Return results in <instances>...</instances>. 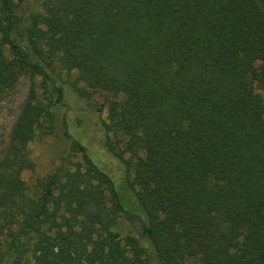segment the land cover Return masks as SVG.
<instances>
[{"label": "trees", "instance_id": "1", "mask_svg": "<svg viewBox=\"0 0 264 264\" xmlns=\"http://www.w3.org/2000/svg\"><path fill=\"white\" fill-rule=\"evenodd\" d=\"M38 1L22 20L0 0V98L39 78L0 160V264H264V0ZM62 71L79 96H113L96 107L135 171L138 235L78 139L84 164L36 190L23 178L65 103Z\"/></svg>", "mask_w": 264, "mask_h": 264}, {"label": "rangeland", "instance_id": "2", "mask_svg": "<svg viewBox=\"0 0 264 264\" xmlns=\"http://www.w3.org/2000/svg\"><path fill=\"white\" fill-rule=\"evenodd\" d=\"M17 2V13L22 20L31 13L42 10L38 0H17ZM8 51L7 54L10 52ZM76 76V72L62 71V80L66 86L65 103L58 107L56 121L48 133L30 143L28 149L35 167L33 170L24 171L23 178L36 190L41 188L45 178L56 167L63 166L74 169L77 164H84L82 154L72 151V141L74 138L78 139L87 147L88 153L94 161L111 175L128 208L131 209L130 214L124 213L119 218L121 232L138 235L142 212L131 189L135 171L110 150L107 144L108 136H110V141H116V137L107 133L102 122V119L107 117V110L101 116L96 107V104H104L107 108L113 96L107 92H96L90 97L79 96L72 85L77 80ZM38 81L39 78L26 72L12 87L5 89L1 95L0 160L10 145L15 122L29 95L31 86ZM262 94L264 97V91ZM66 130L69 131L72 138L68 136ZM124 156L126 159H130L129 153H125ZM186 262L187 264H199L196 258H188Z\"/></svg>", "mask_w": 264, "mask_h": 264}]
</instances>
